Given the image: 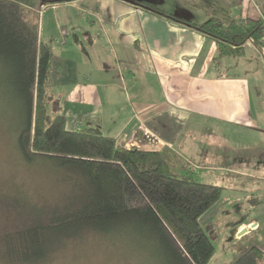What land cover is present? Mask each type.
<instances>
[{"label": "crops", "instance_id": "crops-1", "mask_svg": "<svg viewBox=\"0 0 264 264\" xmlns=\"http://www.w3.org/2000/svg\"><path fill=\"white\" fill-rule=\"evenodd\" d=\"M143 1L196 22L264 18V0ZM48 8L53 10L44 17ZM40 15L39 36L53 54L50 93L66 127L96 126L124 147L161 149L170 140L177 167L191 159L202 174L213 173L214 183L230 187L231 204L242 200L232 205L241 216L226 222L228 241L236 244L232 253L238 256L250 245L264 251V128L253 134V143L233 145L232 130L253 124L249 82L216 75L213 39L130 0H72ZM44 26L47 39L41 36ZM243 47L241 57L260 56L249 40ZM143 122L155 136L144 135ZM253 127H259L256 121ZM221 206L223 196L202 222L212 225ZM256 207L261 213L253 212Z\"/></svg>", "mask_w": 264, "mask_h": 264}, {"label": "trees", "instance_id": "trees-1", "mask_svg": "<svg viewBox=\"0 0 264 264\" xmlns=\"http://www.w3.org/2000/svg\"><path fill=\"white\" fill-rule=\"evenodd\" d=\"M68 1L0 0V96L12 108L18 154L25 166L39 165L63 184L59 200L31 201L32 217L22 215L15 231L1 236L6 263L41 262L65 239L86 232L125 248V264H208L215 247L200 219L219 201L223 186L179 172L166 149L120 146L96 126L66 127L50 93L53 54L39 36L37 17L40 5ZM130 1L213 39L217 76L225 74V58L240 56L247 40L264 55V18L196 22L143 0ZM230 264H264V251L252 245Z\"/></svg>", "mask_w": 264, "mask_h": 264}, {"label": "rangeland", "instance_id": "rangeland-1", "mask_svg": "<svg viewBox=\"0 0 264 264\" xmlns=\"http://www.w3.org/2000/svg\"><path fill=\"white\" fill-rule=\"evenodd\" d=\"M40 6L43 9L46 7L44 5ZM52 10V8L46 9L44 17L49 16ZM37 21L40 28L41 15H38ZM47 31L46 26H44L41 31V36H43L42 39H47L45 35L46 33L48 34ZM259 53L260 56L247 55L243 58L241 54L240 56L228 57L224 60V62L227 60L230 62L229 67L225 69V73L233 76L246 77L249 82L248 93L253 124L251 127L242 126V128L246 130H232L233 133L230 135L234 146L253 143V141H256L258 138L254 137L253 134H257L255 132L262 130V127L264 128V55L260 51ZM128 90L131 92L132 88L128 87ZM10 113H12V108L7 101L0 96V264H7L5 258L6 254L3 252L1 236L7 232H14L24 221V218H20L22 215H26L27 217L31 215L32 217L34 212L31 206L32 202L36 204H52L57 201L61 196L59 195L61 190L60 187L63 185L61 183H55L56 181L54 180H57L56 177L53 179L51 175L42 173V168L39 165L27 167L23 164L14 142L15 134H13L12 130ZM255 121L256 124L259 125L256 129L253 127ZM142 124L141 128L143 129L141 130H143L144 135L148 133L150 136H155L145 122ZM138 134L137 132V135ZM169 143L170 140H167L165 145L162 146V149H171L172 151H170V154H172L173 160H175V146L173 143ZM183 163L185 167H183ZM180 164L183 166L177 167V170L181 173L191 171V179L208 183L217 181L215 178L211 177L213 173H209L208 175L202 174V171L198 169L199 164L194 163L191 159L180 161ZM195 165H197V167ZM222 183L223 182H221L220 185H224L221 190L223 206L220 207L217 214L212 216L210 220L212 225L209 226L208 222L207 224L202 222V218H205V214H203L200 219L205 230L208 232L209 236H211L210 238L215 247V253L208 264H230L239 256H235V253H232L236 244H232L228 241L229 226H226V222L228 220L230 221L233 217L239 218L241 216L240 213L237 215L234 212L232 205L240 204L242 200L239 199L237 202L231 204V200H229L231 198L227 196H231L232 191L228 185L226 186V184H224L225 182ZM262 190L263 192H261V194L264 200V188H262ZM214 208L217 209L218 207ZM38 209L39 207L37 211H39ZM255 211L260 212V209L256 207V210L254 209L253 212ZM262 211L264 213V201ZM262 218H264V216ZM260 232H264V227ZM124 250L125 248L123 249L120 247L114 240H106L105 238L103 240L92 233L85 232L77 239H65L62 245L50 251L45 260L32 264H125L121 257L122 253L126 252L125 254H127V250H125V252ZM122 256L124 257V255ZM128 264H134V261L128 262Z\"/></svg>", "mask_w": 264, "mask_h": 264}, {"label": "water", "instance_id": "water-1", "mask_svg": "<svg viewBox=\"0 0 264 264\" xmlns=\"http://www.w3.org/2000/svg\"><path fill=\"white\" fill-rule=\"evenodd\" d=\"M245 231V229L243 228V230H241V232L240 233H242V232H244Z\"/></svg>", "mask_w": 264, "mask_h": 264}, {"label": "built area", "instance_id": "built-area-1", "mask_svg": "<svg viewBox=\"0 0 264 264\" xmlns=\"http://www.w3.org/2000/svg\"><path fill=\"white\" fill-rule=\"evenodd\" d=\"M135 146L140 147V146H138V145H135Z\"/></svg>", "mask_w": 264, "mask_h": 264}]
</instances>
